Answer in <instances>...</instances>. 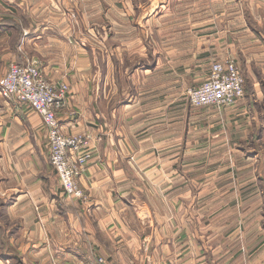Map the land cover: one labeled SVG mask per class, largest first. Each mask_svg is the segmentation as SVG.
Instances as JSON below:
<instances>
[{
  "label": "crops",
  "instance_id": "crops-1",
  "mask_svg": "<svg viewBox=\"0 0 264 264\" xmlns=\"http://www.w3.org/2000/svg\"><path fill=\"white\" fill-rule=\"evenodd\" d=\"M223 1L157 2L139 26L112 0H0V82L37 61L70 87L61 128L92 148L70 197L40 113L0 95V264H264V98H188L261 42L252 7Z\"/></svg>",
  "mask_w": 264,
  "mask_h": 264
},
{
  "label": "built area",
  "instance_id": "built-area-1",
  "mask_svg": "<svg viewBox=\"0 0 264 264\" xmlns=\"http://www.w3.org/2000/svg\"><path fill=\"white\" fill-rule=\"evenodd\" d=\"M70 87L55 83L42 72L37 61L11 63L0 82V95L29 103L42 116L48 129L50 161L62 189L70 197L84 199L78 179L92 158L89 138L66 134L58 114L67 107ZM244 96V78L232 58L213 61L208 78L190 88L188 98L193 106H231ZM98 264H107L100 258Z\"/></svg>",
  "mask_w": 264,
  "mask_h": 264
},
{
  "label": "rangeland",
  "instance_id": "rangeland-1",
  "mask_svg": "<svg viewBox=\"0 0 264 264\" xmlns=\"http://www.w3.org/2000/svg\"><path fill=\"white\" fill-rule=\"evenodd\" d=\"M240 1L241 3L246 2V4H249V6L252 7L253 12L248 13V17L250 21V28H251V31L255 33L254 34L255 36L258 34V38L261 42L259 44L253 43L252 47L254 49H252L250 52H247L244 54L239 53L235 57H226V58L234 59L237 62L238 67L240 68V71L244 78V96L247 94L248 96L256 95L257 97L258 95L260 98L263 99L264 98V69L262 68L264 67V58H263V55H264L263 54L264 53V0H240ZM157 2L160 3V8H161L162 5L166 3V0H112L113 9H115L116 13L111 14V19L116 20L120 16L121 20H124V23H127L129 25L138 24L140 26L138 21H143L145 17L150 14L151 8L154 7V5H156ZM213 2H215V0H208V4H212ZM223 2L225 3L226 1L224 0ZM115 4L118 5V7H124V8L126 7V11H127L126 15L123 11L119 12L118 11L119 8L114 6ZM131 4H137L138 9L136 11L128 13L130 9L129 6ZM142 6H143V9L141 8ZM160 14H163V12ZM100 17L101 15H98V16L96 15V18H100ZM162 19L164 20L166 19L165 13H164V16H162ZM101 30L102 29H97V28L94 29V33L96 37H100L99 34H101L100 33ZM251 37H253L252 34H251ZM217 60H221V59H217ZM256 83L260 86V90L258 91L257 94L253 90V85ZM207 188H208V191L210 190L214 192V189H215L214 187L210 186ZM209 237H212V236L211 235L207 236V242L212 241V240H209Z\"/></svg>",
  "mask_w": 264,
  "mask_h": 264
}]
</instances>
